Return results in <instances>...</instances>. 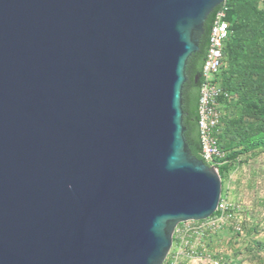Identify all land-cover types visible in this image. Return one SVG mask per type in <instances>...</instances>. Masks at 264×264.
I'll list each match as a JSON object with an SVG mask.
<instances>
[{
	"label": "water",
	"instance_id": "1",
	"mask_svg": "<svg viewBox=\"0 0 264 264\" xmlns=\"http://www.w3.org/2000/svg\"><path fill=\"white\" fill-rule=\"evenodd\" d=\"M225 1L0 0V264H163L217 211L183 88Z\"/></svg>",
	"mask_w": 264,
	"mask_h": 264
},
{
	"label": "rangeland",
	"instance_id": "2",
	"mask_svg": "<svg viewBox=\"0 0 264 264\" xmlns=\"http://www.w3.org/2000/svg\"><path fill=\"white\" fill-rule=\"evenodd\" d=\"M257 6L263 10V0H258ZM234 22L235 28L244 32L242 38L248 53L244 65H259L264 69V28L252 20L247 21L244 13ZM232 62L225 58L219 77L221 87H227L230 93L220 111L219 160L229 153L241 152L256 138L264 137V86L263 92L258 94L250 89V94L258 96L253 101L259 110L245 109L237 92L227 86L233 81L239 89L241 83L237 72L231 69ZM220 209L224 211V220L212 227L206 236L186 234L193 257L181 259L178 264H264V150L251 148L232 162L221 180ZM187 226L192 225L184 227ZM173 245L166 259L173 252Z\"/></svg>",
	"mask_w": 264,
	"mask_h": 264
},
{
	"label": "trees",
	"instance_id": "3",
	"mask_svg": "<svg viewBox=\"0 0 264 264\" xmlns=\"http://www.w3.org/2000/svg\"><path fill=\"white\" fill-rule=\"evenodd\" d=\"M257 1L258 0H226L223 5L217 7L208 16L204 24V34L200 39L198 52L192 55V57L188 60L186 67L187 81L183 88L184 127L186 129L185 138L189 150L191 151V154L197 159L201 160V142L197 126V108L201 84V69L209 45V34L213 19L215 14L220 10L224 11V21L228 24L229 32L228 38L223 47V66L225 63V58H229L231 61H233L231 64V69L237 72L238 78H241L239 89L234 86L233 81L231 83L229 82L227 86L234 92H237L238 97L240 98L245 109L249 111L259 110V106L253 101V99H256L258 96L255 94H250V89L254 92H257V94L263 92L264 69L259 65H244V58L248 57V53L244 47V40L242 38L244 36V32L235 28L234 22V20L240 16V13H244V17L247 21L252 20V22L264 28V9L261 10L258 8ZM223 66L216 78V81L223 92V95L217 99L220 111L221 106L225 104L230 97L228 88L224 86L221 87L219 84V77L223 71ZM245 91L249 92L245 93ZM215 138L217 140V146L220 149V134L218 128L217 132L215 133ZM251 148H261L264 150V137L256 138L250 144H247L239 153H229L223 160L215 161L216 165L214 167L217 169V173L221 180L230 170L232 162L236 161L239 156L247 154ZM215 215H219V210H217L212 216Z\"/></svg>",
	"mask_w": 264,
	"mask_h": 264
},
{
	"label": "built area",
	"instance_id": "4",
	"mask_svg": "<svg viewBox=\"0 0 264 264\" xmlns=\"http://www.w3.org/2000/svg\"><path fill=\"white\" fill-rule=\"evenodd\" d=\"M228 35V24L224 21V11L220 10L214 16L209 34V45L201 69L197 108L198 130L201 142L200 157L206 165L212 167L216 165L215 161L221 158L215 133L217 132L220 119L217 99L223 95V92L216 78L223 66V47ZM217 210H219V207ZM224 218V211L220 209L219 215L211 216L207 220L187 222L177 226L173 235L174 242H172L174 250L163 264H178L181 259H191L193 252L190 251L185 240L186 234L190 232L197 237L206 236L212 227L223 221ZM185 224H191L192 226L184 227ZM181 225L183 228L180 229Z\"/></svg>",
	"mask_w": 264,
	"mask_h": 264
}]
</instances>
